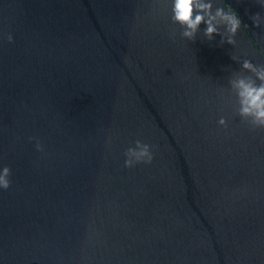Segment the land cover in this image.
<instances>
[{"label": "water", "instance_id": "water-1", "mask_svg": "<svg viewBox=\"0 0 264 264\" xmlns=\"http://www.w3.org/2000/svg\"><path fill=\"white\" fill-rule=\"evenodd\" d=\"M222 4L236 47L181 38L168 0H0V264H264V129L229 84L264 8Z\"/></svg>", "mask_w": 264, "mask_h": 264}, {"label": "clouds", "instance_id": "clouds-1", "mask_svg": "<svg viewBox=\"0 0 264 264\" xmlns=\"http://www.w3.org/2000/svg\"><path fill=\"white\" fill-rule=\"evenodd\" d=\"M170 19L173 25H178L181 38L195 42L197 34L201 31L203 24V36L206 41L212 42L219 35L220 46L225 43L236 47V36L242 28V21L238 13L230 6L223 5L222 0H168ZM261 8H264V0H256ZM253 25L260 28L264 25V17L260 13L250 16ZM246 29L248 25L244 24ZM176 29L172 30L175 37ZM9 42L13 40L11 34L7 35ZM264 52V49H261ZM232 60L240 62L238 56H231ZM242 70L252 75L236 74L229 80L232 93L235 94L238 108L236 114L253 129H264V65H254L250 60L245 59L241 63ZM218 124L227 128V120L221 117ZM30 140L36 139L29 137ZM36 149L43 151V146L37 139ZM126 168H132L138 163L150 164L153 160L151 147L135 141V148H128L124 153ZM11 170L4 166L0 170V189L7 190L11 181L9 179Z\"/></svg>", "mask_w": 264, "mask_h": 264}]
</instances>
